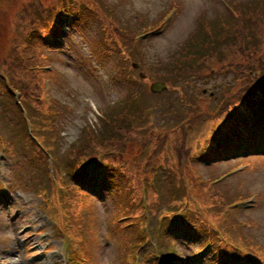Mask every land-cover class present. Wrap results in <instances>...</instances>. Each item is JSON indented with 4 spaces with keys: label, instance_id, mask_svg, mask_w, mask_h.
Returning <instances> with one entry per match:
<instances>
[{
    "label": "rangeland",
    "instance_id": "1",
    "mask_svg": "<svg viewBox=\"0 0 264 264\" xmlns=\"http://www.w3.org/2000/svg\"><path fill=\"white\" fill-rule=\"evenodd\" d=\"M29 1L31 0H0V52L6 51L3 46L9 32L18 40L24 38L25 34L21 29L26 23L27 17L25 15V10L20 11L19 7L21 2L27 3ZM108 1L116 8L118 19L131 29H133L136 24L150 21V19L152 20L151 22H153L162 13L168 15L173 5L175 6V10L160 34L147 38L140 37L141 41L138 43L135 40L127 41L124 42L122 46L118 47L110 40L108 33L102 28L105 25L104 21L98 22L95 20V14L92 11L84 9V14H80L81 20L84 21H82L81 24L75 23L74 30L68 41L61 44L62 47L60 52L57 50L59 45L49 46L50 49L55 50L42 49L44 58L37 63L44 65L45 68L50 66L48 78L46 80L47 85H51L53 94H56L60 100L71 101L66 104H69L71 106L70 110L74 111L66 120H57L58 123L65 127L60 133L58 140L61 149H63L71 139L76 137L80 125L84 122L81 116L85 114V111H87V120L94 121L96 119V108L106 107L107 103L116 104L115 102L118 97L125 96V94L130 91L136 90L142 93V104L140 99L136 108L143 105L147 113L144 118L157 125L162 121L168 122V120H171L170 122L174 123L180 121V119L192 117L191 114L195 113L197 110L194 108L196 102H198L197 105L199 108L203 109V112H205L206 106L215 107L223 95L220 88H217L215 98L207 97L206 100L197 101L196 98L193 97L194 93L199 92L198 88L201 85H208L209 82L207 79L202 82L197 76L187 77L183 85H178L177 87L171 86L170 88L167 87L168 90L163 92L153 90L149 93V86L142 83V80H145V78H140L138 73L143 72V69L151 65L164 67V63L168 57L184 47L186 40H195L191 42L190 45H193L194 51H196L199 48L196 39L201 35H205L200 26L207 27L211 22L214 28L224 24L226 29L229 30V34L233 30L243 27L247 33L246 38H250L252 32H257L264 28V0H233V6H230L226 0H220L230 10V16L227 20L223 18H226L228 13L214 0ZM36 2L37 0H34V5H36ZM91 2L94 7L98 5L96 0H91ZM245 6L250 8L243 11L242 8ZM25 7V9L33 8L26 5ZM4 10L5 13L3 12ZM66 18L68 19L69 16ZM57 26V22L51 24V27ZM97 31L101 33V40L111 46V48L103 54L96 48L98 44ZM213 31L215 36L218 37L219 33H217L215 29H213ZM226 33L227 31L224 32V34ZM49 37V42H55V34L50 33ZM63 37H65V35H63ZM125 39L126 37H123V41ZM248 43L259 45L261 41L259 38H250ZM179 55L181 54L179 53ZM94 57L97 59H94ZM178 59L182 63L189 62V59H182L181 57H178ZM117 61L119 62V68H117ZM133 62L138 63V67L134 68L132 66L134 64ZM243 66L246 67L245 65ZM212 75L214 80H222L223 84L226 86L235 84L237 80V78H235L237 74L229 68L215 71ZM239 87H242V83L238 84L236 89ZM73 88L77 90L79 97L76 98ZM225 90L229 92V88H225ZM72 98L74 99L72 100ZM188 103H192L193 106H187ZM7 110L8 108L5 112H7ZM122 114L123 111L121 109L114 113L115 124L116 121L122 117ZM202 117L203 118L199 120L203 121V127L208 128L210 121H206L208 119L207 114L203 113ZM199 128V123L195 124L191 121L190 131L194 132ZM133 134L135 138H137L139 132H133ZM118 148H120L122 153L124 152V149H121L120 146H118ZM130 155V153H123L124 158H128ZM13 159L17 161L15 155ZM224 159L226 163L218 162L219 164L215 163L213 165V174H215V168L217 171H220L222 168L226 169L228 166L229 168L235 166L232 172H236L233 173L236 176L234 175L220 181H215V179H213V182L215 181L216 183L223 184V182L228 181V184L225 183L226 187L223 189L224 196L229 200L233 198L236 199L235 205L238 207V210L234 213V219L237 220L238 223L235 227L230 228L231 226H229L227 231L232 233L236 232L234 235L239 240L245 242V244L240 247L241 251L264 256V146L251 149L249 153L247 150L241 149L237 154L227 155ZM174 160L176 161L177 157ZM19 161H21V155ZM175 161L173 164L174 167H176ZM65 162H68L66 158L59 157L58 164L63 180L66 184H77L76 181L64 173L68 171ZM69 162V168L71 169V161ZM5 163L8 182L10 163L8 156L5 157ZM189 163L201 178L212 170L209 164L198 158L191 157ZM140 165V162H132L128 166L120 164L119 169L125 168L124 171L129 173L134 181L135 171ZM163 168L164 166H160L158 170H164ZM120 176H122V174H120ZM59 185L60 184H58L56 188L59 198L62 201L71 203L70 201H73L75 195L69 191H62ZM79 186L81 190H83V196H80V198L85 202H91V204L88 206V203H84L81 207L82 223L78 236L80 238H85L90 236L91 233L96 234V237H94V251L89 245L86 244L85 246L87 250L85 257L89 264H141V262L145 261V259L142 258L143 253L141 252L148 238L151 239L149 247H152L155 241L158 246H160L155 229L150 227L147 229H145V227H139L132 222L130 217H116L115 220L117 223H111L108 211L115 212L118 209V203L122 204L120 209L127 204L125 199L120 200L117 198L115 191L107 195V189L102 187L101 190L96 193V197H94L91 191H88L81 185ZM220 187L221 185H219V188ZM122 192H124V190H122ZM100 193L102 194L101 198H99L101 195ZM164 193V202L169 205V190L166 181L164 184ZM26 194L27 193L22 190H10L9 192L4 188L0 189V226L2 227L0 231H3V233H0L2 239L1 243H3L5 239H8V235L4 228L7 227L8 220L15 219L13 216L16 215V213H12L13 211H17L18 214L16 217H18L22 214L23 210H32L29 219L23 220V223L26 225H28V223H30V226L33 224H47L46 217L38 210H34L37 199L35 201L27 197ZM137 194L138 192L136 191L135 196ZM114 198L118 199V203H112ZM17 200L23 203V209L12 203ZM134 202H136V200H134ZM134 202L132 203L134 204ZM110 203H112V205H110ZM211 204L212 202H208L207 207L211 206ZM94 209L101 210L99 214L96 210V220L95 216L93 219ZM210 210L214 211L216 207H210ZM87 212L89 217L92 218L91 222L93 226H95V230L93 231H89L88 226L84 225L85 218L83 214ZM184 212L187 213V219L192 222L193 218H190V216H192L191 210L185 208ZM107 214H109V217L106 216ZM138 215H143V212L141 211ZM132 217L135 216L133 215ZM231 218H233V216H231ZM113 224L115 228L117 227L116 232H122L125 233V235L120 236L108 231ZM194 225L195 228H197L199 225L198 221L195 222ZM228 237H230L229 233ZM24 238L26 240L28 239L23 235L22 239L24 240ZM31 241L36 243L40 242ZM87 242L86 239L85 243ZM168 242L169 247H173L176 252L181 254L186 253L188 248L191 247L188 245L187 239L184 238H179V242H174L168 238ZM189 249L191 250V248ZM43 257V253H31L29 254L28 261L31 264ZM194 259L195 256L191 259L192 264ZM152 260L156 262L155 257H153ZM145 263H147V261ZM59 264H62V258ZM196 264H200V262L197 260Z\"/></svg>",
    "mask_w": 264,
    "mask_h": 264
},
{
    "label": "trees",
    "instance_id": "2",
    "mask_svg": "<svg viewBox=\"0 0 264 264\" xmlns=\"http://www.w3.org/2000/svg\"><path fill=\"white\" fill-rule=\"evenodd\" d=\"M227 1L233 5V0ZM42 6L43 5H41L39 8L37 6L35 7L34 11L36 12V15L39 13ZM220 6L225 11H228V8L222 3H220ZM249 8L250 7L245 6L244 8H242V10L245 11ZM106 10H110L111 12H113L116 10V8L110 3L106 2ZM249 50H251L250 47ZM26 52L31 53V56H25ZM14 53L15 52L13 51H8L5 54H0V70L7 69L15 77L18 68H22L24 70V65L22 67L21 64L30 62L32 60L31 58L35 56V48L31 47L25 50L23 62L22 57H20L19 54ZM254 54H256V52H253V54L248 53L246 59H250L252 61L256 59V61H258L259 63H264V52L259 56H255ZM258 76V79L256 81L248 83L246 89L242 94L229 95L231 100L229 99L228 103L231 104L232 101L235 103L232 106V108L234 109V114L232 116H230V114H227L225 121L222 118L211 116L212 118L209 133H211V131L212 133L210 139L206 144L190 148L189 144H187L185 140H176L175 145L171 149L174 159H176L177 157V160L175 161L176 169H173L171 173L175 179V186H182V184L185 185L192 182H198L194 170L191 169L189 172L187 171L189 157L193 154H198V149L202 150L198 155L199 157H201L202 159H211L214 156L219 155L220 152H224L228 148H234V142L241 143V145L247 147H253L255 145H259L260 142H264V138H261L262 135H264V73ZM44 78V72L42 73L41 71H39V69H33L28 70L21 76L19 75L18 77L11 79L9 83L10 89L18 88L20 90L21 96H24V98L22 99L23 104L30 100L39 107L38 113L32 116V118L34 119V122H39V126L41 127V129H45L51 123L48 117L50 103L46 102L44 96V94L47 93V91L43 87ZM4 90H6V88H4ZM9 95L11 96L10 93ZM73 99L74 98H72V100ZM55 102L59 111H63L62 101L59 98L55 97ZM226 106L227 103L223 104V109H225ZM114 113L115 110H111V122L107 121L106 119H101V127L99 128L98 133H95L96 136L99 137L109 135V139L113 137V135L121 132L122 128L120 126H116V124L114 123ZM183 122L184 121H182L181 124ZM169 129L170 128L166 130L152 129L148 137H145L135 143L137 151L143 152L145 150L151 149L152 134L166 132ZM158 140L160 139L158 138ZM105 144L106 141L102 144V149L106 154L109 151L107 150ZM107 144L111 145V142L109 141ZM158 144L161 146L160 141H158ZM157 151L158 148H154L150 151V155L153 156L157 154ZM111 155L116 162H119L123 159L122 153L117 148H114L112 150ZM97 163L99 165H102L99 161H97ZM81 168L82 163L74 171L75 175L78 178V170ZM149 192L150 193L148 197L150 201H147V203L149 205L152 204V206H155L157 197L151 189H149ZM144 205H146V202L144 203Z\"/></svg>",
    "mask_w": 264,
    "mask_h": 264
}]
</instances>
